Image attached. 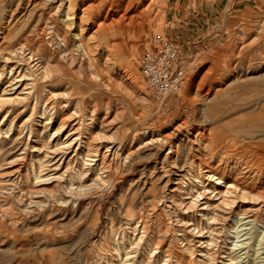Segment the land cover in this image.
<instances>
[{
    "label": "rangeland",
    "instance_id": "rangeland-1",
    "mask_svg": "<svg viewBox=\"0 0 264 264\" xmlns=\"http://www.w3.org/2000/svg\"><path fill=\"white\" fill-rule=\"evenodd\" d=\"M263 154L264 0H0V264H264Z\"/></svg>",
    "mask_w": 264,
    "mask_h": 264
},
{
    "label": "built area",
    "instance_id": "built-area-1",
    "mask_svg": "<svg viewBox=\"0 0 264 264\" xmlns=\"http://www.w3.org/2000/svg\"><path fill=\"white\" fill-rule=\"evenodd\" d=\"M181 41L165 34H156L151 49L141 63L145 87L156 101L179 96L191 74L199 71L198 61L185 56Z\"/></svg>",
    "mask_w": 264,
    "mask_h": 264
},
{
    "label": "bare ground",
    "instance_id": "bare-ground-1",
    "mask_svg": "<svg viewBox=\"0 0 264 264\" xmlns=\"http://www.w3.org/2000/svg\"><path fill=\"white\" fill-rule=\"evenodd\" d=\"M83 15V14H82ZM81 15V16H82ZM75 16V15H74ZM84 16V15H83ZM43 40V39H42ZM94 40V39H93ZM67 41V40H66ZM9 55V54H8ZM14 55V54H13ZM11 56V55H10ZM47 57V56H46ZM105 62V61H104ZM44 66V65H43ZM6 70V69H5ZM105 73V72H104ZM7 74V73H5ZM8 77V76H7ZM14 77V76H13ZM110 77V76H109ZM190 79V77H188L187 81ZM186 81V82H187ZM186 84V83H185ZM185 87V85H184ZM193 94V93H192ZM6 101L5 99H2V102ZM247 103V102H246ZM51 104V103H50ZM46 111V110H45ZM217 113V112H216ZM263 114V113H262ZM61 119V118H60ZM256 120V119H255ZM52 124V123H51ZM69 128V127H68ZM67 132V131H66ZM53 133V131H52ZM50 135V134H49ZM57 137V136H56ZM56 139V138H55ZM54 140V139H53ZM71 140V139H70ZM61 142V141H60ZM58 145V144H57ZM38 147V146H37ZM123 154V153H122ZM264 156V154L262 155ZM55 158V157H54ZM204 158V157H203ZM204 161V160H203ZM213 161V160H212ZM97 164V163H96ZM206 166V165H205ZM164 167V166H163ZM229 168V167H228ZM209 169V168H208ZM212 169V168H211ZM230 170V169H229ZM202 171V170H201ZM210 173V172H209ZM242 173V172H241ZM194 174V173H193ZM212 174V173H211ZM223 174V173H222ZM215 177V176H213ZM253 178V177H252ZM220 181H223L224 178L223 177H219L218 178ZM262 182V181H260ZM223 185L226 186V189L224 191L225 194V205H234L236 203V199L239 198L241 192H244L245 189L241 188L239 186V184L235 181L234 183H228L226 181H223ZM190 188V187H189ZM217 191V190H216ZM198 193V192H197ZM213 193V192H212ZM245 193V192H244ZM224 196V195H223ZM252 196V195H251ZM247 198V197H245ZM244 199V198H243ZM227 207V206H226ZM65 216V215H64ZM151 218V217H150ZM134 224V223H132ZM119 249V248H118ZM99 262V261H98ZM113 262V261H112ZM117 263V262H116Z\"/></svg>",
    "mask_w": 264,
    "mask_h": 264
}]
</instances>
